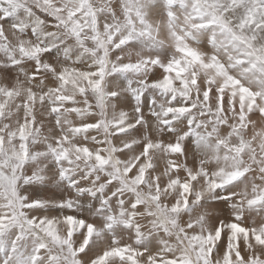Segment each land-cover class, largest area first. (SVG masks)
<instances>
[{"label": "snow or ice", "instance_id": "obj_1", "mask_svg": "<svg viewBox=\"0 0 264 264\" xmlns=\"http://www.w3.org/2000/svg\"><path fill=\"white\" fill-rule=\"evenodd\" d=\"M0 264H264V0H0Z\"/></svg>", "mask_w": 264, "mask_h": 264}]
</instances>
